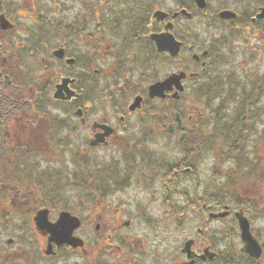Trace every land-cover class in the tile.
Here are the masks:
<instances>
[{"label":"flooded vegetation","instance_id":"obj_1","mask_svg":"<svg viewBox=\"0 0 264 264\" xmlns=\"http://www.w3.org/2000/svg\"><path fill=\"white\" fill-rule=\"evenodd\" d=\"M260 7L0 0V264H264Z\"/></svg>","mask_w":264,"mask_h":264},{"label":"rangeland","instance_id":"obj_2","mask_svg":"<svg viewBox=\"0 0 264 264\" xmlns=\"http://www.w3.org/2000/svg\"><path fill=\"white\" fill-rule=\"evenodd\" d=\"M256 64H257V67H258V70H259L258 72L259 73L263 72L264 71V54H262V56L259 57V59L257 60ZM263 101H264V96H263ZM161 143H162V141L160 140L159 144H157L155 146V149L159 150L162 154H164L165 151H161V150L162 149H167V148L165 147L166 145H165L164 142L162 144ZM217 143H218V141H216V144H213V148H214V146L217 147ZM226 143H228V142H226ZM177 145H179V144L176 143L175 141H173V149H178L180 147V145L179 146H177ZM206 167L207 166L205 164L203 165V163H201V162L199 163V167H198V170L196 172V176L199 178V180L201 182L202 181H206L207 182V180L209 178V173L207 172ZM71 170H72V167L70 166V171ZM185 185L189 186L188 181L185 182ZM76 194H79V192L77 190H74V189L73 190H71V189L68 190V196L69 197H75ZM162 195H163V191L160 192V197L161 198H162ZM79 196L81 197V194ZM161 198L157 199L155 202H152L149 205L151 216H168V215H166L168 213L173 214V216H178L179 212L173 213V202L169 204V203H166V200L164 201V198H162V199ZM165 203L167 205H165ZM180 204L181 203H178V201L176 202V206L177 207H179ZM72 207H73L74 211L80 213V215H82V216L84 215V211L82 209H80L78 207H74V206H72ZM163 208L166 211L163 210ZM166 212H168V213H166ZM183 216H189V213L185 214ZM257 226H260V224L257 223Z\"/></svg>","mask_w":264,"mask_h":264},{"label":"water","instance_id":"obj_3","mask_svg":"<svg viewBox=\"0 0 264 264\" xmlns=\"http://www.w3.org/2000/svg\"><path fill=\"white\" fill-rule=\"evenodd\" d=\"M259 16H262V17H264V9H262V13L261 14H259ZM175 50V49H174ZM169 80L170 79H168V80H166L165 82H163V83H159V84H156V85H154V87H153V89L155 90V92L157 91V90H160V91H163V89H164V87H165V84L166 83H169ZM246 232V235L244 236V238H245V240H246V247L247 248H249V249H252L254 246H253V242L251 241V239H249V237H248V231H245ZM247 240H249V241H247Z\"/></svg>","mask_w":264,"mask_h":264}]
</instances>
